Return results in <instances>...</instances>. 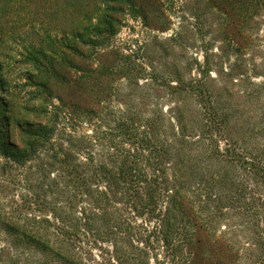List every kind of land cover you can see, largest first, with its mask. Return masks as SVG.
<instances>
[{"label":"trees","instance_id":"1","mask_svg":"<svg viewBox=\"0 0 264 264\" xmlns=\"http://www.w3.org/2000/svg\"><path fill=\"white\" fill-rule=\"evenodd\" d=\"M210 1L225 15L217 51L204 43L202 58L165 71L101 65L142 91L123 94L125 107H33L37 121L17 122L0 99V168L25 187L16 208L0 194L11 264H264V0ZM65 2L68 39L90 52L68 50L83 58L109 50L125 12L146 26L164 18L163 0ZM27 73L24 87L36 82ZM152 97L163 107H147Z\"/></svg>","mask_w":264,"mask_h":264},{"label":"rangeland","instance_id":"2","mask_svg":"<svg viewBox=\"0 0 264 264\" xmlns=\"http://www.w3.org/2000/svg\"><path fill=\"white\" fill-rule=\"evenodd\" d=\"M163 1L160 6L164 18H152L150 25L146 26L138 14L125 12L118 33L109 42V50L102 51L103 55L83 58L68 50V44H71L87 55L90 52V48L78 40L71 42L68 39L71 37L67 32L76 25L75 13L68 10L65 0H0V62L2 77L10 81V89L0 91V99H6L10 104L12 121H37L38 118L28 111L33 107H125L123 94L142 91L127 85L122 73L99 74L101 65L110 70L129 57L137 63L151 61L160 71H165L166 66L174 69V65L183 61L202 58L204 43L211 44L214 51L224 45L223 32L217 28L225 15L210 0ZM231 6L234 9L230 14L238 18L240 5ZM36 59L41 61L42 72L34 69ZM70 60L78 68L70 69L67 65ZM84 67L97 70L84 77ZM27 71H33L36 82L44 81L52 96L33 100L32 92L48 90L36 89V82L24 87L25 83H30L26 81ZM15 85L18 88L15 89ZM146 88L145 85L144 92ZM29 92L32 97L28 96ZM156 92L152 90V94ZM152 98L147 107H163L165 100ZM3 160L0 154V163ZM19 174L16 167H10L6 172L0 168L1 198L13 208L20 204L19 195L25 188L19 182ZM7 239V234L0 230V264H11Z\"/></svg>","mask_w":264,"mask_h":264}]
</instances>
